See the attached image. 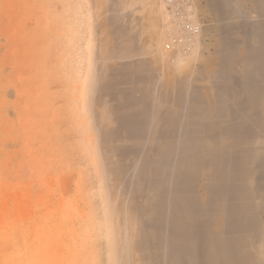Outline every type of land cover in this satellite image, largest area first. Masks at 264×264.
I'll use <instances>...</instances> for the list:
<instances>
[{"label": "rangeland", "instance_id": "obj_1", "mask_svg": "<svg viewBox=\"0 0 264 264\" xmlns=\"http://www.w3.org/2000/svg\"><path fill=\"white\" fill-rule=\"evenodd\" d=\"M0 264H264V0H0Z\"/></svg>", "mask_w": 264, "mask_h": 264}]
</instances>
